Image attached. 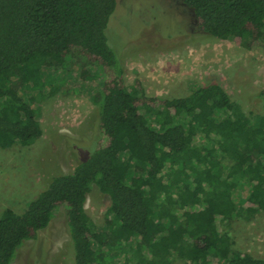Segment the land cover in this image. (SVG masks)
I'll return each instance as SVG.
<instances>
[{"label": "trees", "instance_id": "trees-1", "mask_svg": "<svg viewBox=\"0 0 264 264\" xmlns=\"http://www.w3.org/2000/svg\"><path fill=\"white\" fill-rule=\"evenodd\" d=\"M183 1L201 31L250 49L264 44V0ZM117 4L0 0V148L42 136L36 110L19 87L44 85L45 66L74 58L84 78L90 64L102 70L94 135L83 143L69 140L88 155L72 172L52 176L24 211L4 210L0 264H13L23 243L37 239L63 205L73 264H113L105 247L135 236L124 264H264L237 249L228 230L236 215L249 219L264 209V114L247 115L216 81L152 109L157 99L138 79L127 85L120 55L110 47L107 28ZM259 95L264 100V90ZM145 107L155 114L151 121ZM132 167L142 175L128 182ZM243 183L251 190L238 205L233 192ZM94 184L117 222L110 233L97 232L86 209Z\"/></svg>", "mask_w": 264, "mask_h": 264}, {"label": "rangeland", "instance_id": "rangeland-1", "mask_svg": "<svg viewBox=\"0 0 264 264\" xmlns=\"http://www.w3.org/2000/svg\"><path fill=\"white\" fill-rule=\"evenodd\" d=\"M107 34L110 47L120 55L127 85L138 79L145 92L157 99L149 105L152 109L161 108L166 98L216 81L247 115L264 114L259 95L264 90V44L250 49L239 40L201 31L193 8L183 0H118ZM81 69L80 63L68 58L66 66L43 68L44 85L19 87L20 95L35 108L43 134L27 146L0 148V217L7 208L24 211L52 176L72 172L88 155L84 148L71 147L69 140L83 143L94 135V97L102 88V70L90 64L84 78ZM143 111L150 121L155 116L146 107ZM121 156L125 159L128 154ZM140 175L132 167L127 180ZM250 190V184H241L233 199L242 205ZM109 207V198L94 184L86 209L97 232L110 233L117 224ZM66 208L56 209L37 239L23 243L13 264H73ZM229 229L237 249L264 258V209L249 219L244 212L236 215ZM136 241L137 236L106 246L111 263L124 264ZM176 254L171 253V258Z\"/></svg>", "mask_w": 264, "mask_h": 264}]
</instances>
